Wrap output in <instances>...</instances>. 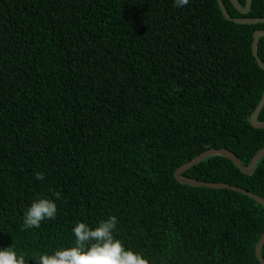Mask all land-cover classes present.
<instances>
[{
    "label": "trees",
    "instance_id": "trees-1",
    "mask_svg": "<svg viewBox=\"0 0 264 264\" xmlns=\"http://www.w3.org/2000/svg\"><path fill=\"white\" fill-rule=\"evenodd\" d=\"M222 1L231 17H264V0L246 14ZM256 29L217 0H0V246L36 264L74 245L75 222L111 214L150 264H260L264 206L173 175L210 148L247 164L264 146L249 122L264 90ZM182 175L264 198V155L250 175L220 155ZM56 192V217L23 229L31 201Z\"/></svg>",
    "mask_w": 264,
    "mask_h": 264
},
{
    "label": "clouds",
    "instance_id": "clouds-1",
    "mask_svg": "<svg viewBox=\"0 0 264 264\" xmlns=\"http://www.w3.org/2000/svg\"><path fill=\"white\" fill-rule=\"evenodd\" d=\"M188 4L189 0H173V6L177 8H184ZM35 178L43 180L44 173H36ZM54 196L55 199L37 196L31 201L23 212V229L39 228L42 221L56 217V201L61 194L56 192ZM117 224V216L111 214L95 225L77 221L71 229L75 238L74 245L61 246L51 254H35L34 260L36 264H150L141 252L125 246L114 235ZM0 264H25V256L11 245L0 246Z\"/></svg>",
    "mask_w": 264,
    "mask_h": 264
},
{
    "label": "water",
    "instance_id": "water-1",
    "mask_svg": "<svg viewBox=\"0 0 264 264\" xmlns=\"http://www.w3.org/2000/svg\"><path fill=\"white\" fill-rule=\"evenodd\" d=\"M218 5L221 9V12L223 16L227 20H232L236 23H259L264 22V17H231L223 3L222 0H217ZM230 2L234 5L236 9H238L241 13L246 14L251 9V0H245V5L242 6L239 0H230ZM264 36V29H256L253 32V41H252V53L255 57V60L259 67H261L264 70V63L261 61L259 55H258V41L259 37ZM264 105V90L262 92L261 98L253 110L252 114L249 117V122L253 127L256 128H264V121L258 120V115ZM213 155H220L228 158L231 160V162L244 174H252L254 171V167L257 164V162L261 159V157L264 155V146L261 147L250 159V161L247 164H242L238 156L232 152L231 150L227 148H210L207 149L194 158H192L190 161L186 162L185 164L179 166L175 169L173 175L175 179L181 183V184H187L190 186H197V187H210V188H228L234 191H238L240 193H243L253 199H255L258 203L262 204L264 206V198L250 192L249 190L243 189L241 187H238L236 185L224 183V182H210V181H203L194 179L191 177L183 176L182 173L185 172L187 169L192 167L193 165L197 164L201 160L213 156ZM264 244V233L260 236L256 247H255V255L260 262V264H264V259L261 255V249Z\"/></svg>",
    "mask_w": 264,
    "mask_h": 264
}]
</instances>
